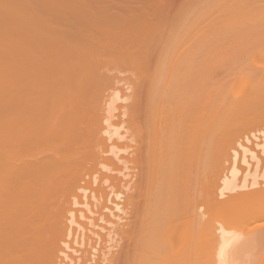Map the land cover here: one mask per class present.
Segmentation results:
<instances>
[{
  "label": "bare ground",
  "instance_id": "1",
  "mask_svg": "<svg viewBox=\"0 0 264 264\" xmlns=\"http://www.w3.org/2000/svg\"><path fill=\"white\" fill-rule=\"evenodd\" d=\"M178 1H0V264H264V9Z\"/></svg>",
  "mask_w": 264,
  "mask_h": 264
},
{
  "label": "rangeland",
  "instance_id": "2",
  "mask_svg": "<svg viewBox=\"0 0 264 264\" xmlns=\"http://www.w3.org/2000/svg\"><path fill=\"white\" fill-rule=\"evenodd\" d=\"M0 1H1V0H0ZM194 1H195V2H192V0H189V1H188V0H180V1H178L179 3H177V4H178V6L181 7V8H179L178 6H177V7L180 9L179 11H181V10H183L185 7L188 9V6H189L190 3H191V6H192V7H189V9L191 8V10H189V11H193V10H194V9H193L194 6H195V8L198 6V8H196V9H197L196 12H198L200 9H201V11H202V7H203L204 4H201V3H204V2H205V4H206L207 2L209 3V2H211V1H213V0H207V2H206V1L202 2V0H194ZM198 1L200 2L199 4L197 3ZM2 2H3V1H2ZM2 2H1V3H2ZM189 2H190V3H189ZM216 2H217V0H216ZM219 2H221V5L223 4V3H222V0H219ZM219 2H218V4H216V6H217V5H220ZM223 2H224V0H223ZM263 2H264V0H261V2H260L259 4L262 3L261 5H262V7H263V9H264V3H263ZM3 3H4V2H3ZM183 3H185V4H183ZM33 4H34V2H33ZM186 4H187L188 6H187ZM193 4H194V5H193ZM196 4H197V5H196ZM184 5H185V6H184ZM221 5L219 6L220 8H221L224 4H223L222 6H221ZM30 6H31L30 9H31V8L33 7V5L31 4ZM183 6H184V7H183ZM201 6H202V7H201ZM212 6H213V8H211V10L214 9V5H212ZM199 7H200V8H199ZM262 7H261V8L259 7L258 9H262ZM220 8L214 9L215 11H217V12H215V13H218V12H219V14H222V16H223V13H221L222 10H221ZM222 8H223V11H224V9H226V7H224V6H223ZM205 9H206V8H203L204 11H205ZM207 9H208V8H207ZM207 9H206V10H207ZM258 9H257V10H258ZM209 10H210V8H209L206 12H209V13H210ZM214 10H212L213 13H214ZM220 10H221V11H220ZM231 10H232V8H230V9L227 8V12L229 11V13H227V14H230V13H231ZM33 11H34V9H33ZM177 11H178V10H177ZM201 11H200V12H201ZM235 11H236V10H235ZM261 11H262V12H261ZM202 12H203V11H202ZM236 12H237V11H236ZM236 12H235V14H236ZM259 12H261V13H259ZM211 13H212V12H211ZM213 13H212V14H213ZM215 13L213 14V17H212V14H210L211 17H212V19L216 16ZM35 14H36V13L34 12V15H35ZM193 14H194V13H193ZM219 14H218V15H219ZM224 14H226V13H224ZM232 14H234V12H233ZM256 14H257V11H256ZM260 14H262V15H260ZM32 15H33V12L31 13V17H30V21H31V22H32V21H35V20H34L35 17H33ZM258 15H260V17H261V16L264 17V16H263V15H264V10H258ZM16 16H17V15H16ZM35 16H36V15H35ZM224 16H225V15H224ZM4 17H6V18L8 19L7 16L4 15L3 18H4ZM17 18H19V17L17 16ZM207 18H209V17H207ZM257 18H258V17H257ZM7 19H6V20H7ZM10 19H11V18H10ZM10 19H9V20H10ZM204 19H206V16L203 18V22L206 21V26H207V23L210 22V21H208V20H211V19H210V18H209L208 20H207V19L204 20ZM6 20L4 19V20H2V21H4V23H5ZM9 20H7V21L9 22ZM11 20H12V19H11ZM11 20H10V21H11ZM13 20H14V19H13ZM13 20H12V21H13ZM223 20H224V19H223ZM223 20H221V21H223ZM7 21H6V22H7ZM12 21H11V22H12ZM17 21H18V20H16V22H17ZM207 21H208V22H207ZM214 21H215V20H213V22H214ZM216 21H217V20H216ZM221 21L218 19V21H217L218 23H217V22L215 23V24H218V25H215V28H222V27H223L222 30H223L224 32H226L227 30H225V28H224V26H225V27L228 26V25H226V20H225V22L223 21V22H224V23H223L224 26L222 25V23H220ZM228 21H229V20H228ZM8 22H7V23H8ZM11 22H9V23H11ZM201 22H202V20H201ZM213 22H212V20H211V23H213ZM236 22H237V21H236ZM261 22H263V21H261ZM261 22H258L257 28H253V29H256V30H257V29H258V26H259V23H260L262 26L260 25L259 29L263 27V29H260V31L264 32V23H261ZM4 23L1 22L0 24H3V26H4V28H5L6 25H4ZM7 23H5V24H7ZM14 23H15V22H14ZM34 23H35V22H34ZM38 23H39V22H38ZM38 23L36 22V24H38ZM211 23H208V24L210 25ZM219 23H220L221 25H220ZM228 23H229V22H228ZM228 23H227V24H228ZM232 23H234V25H233ZM12 24H13V23H12ZM15 24H16V23H15ZM18 24H19V23L17 22V26H18V27L16 26V28H18V30H19V29H21V28H20V25H18ZM230 24H232V25H231L232 27L230 28V27H229L230 25H229L227 28H228V30H231V29H232V30L234 31V32H233V31L231 30L232 33L240 32V31L242 30V29H240V28H242L243 26L241 27V26H238V25H241V24L243 25V22L239 21V23H235V22L230 21ZM245 24H246V23H245ZM245 24H244V25H245ZM10 25H11V24H10ZM42 25L45 26L43 23H42ZM201 25H203V26L205 27L204 23H201ZM219 25H220V26H219ZM235 25H237L238 28H239L240 30H238V28H237L238 31L235 30L236 27H234L235 29L233 28V26H235ZM0 26H1V25H0ZM3 26H2V27H3ZM36 26H37V25L34 26V24H33V27H36ZM38 26H40V25L38 24ZM211 27L213 28L212 24H211V26H210L209 28H211ZM245 27L247 28V25L244 26V28H245ZM248 27L250 28V26H248ZM4 28H2V30H4ZM36 28H37V27H36ZM36 28H35V29H36ZM38 28H39V27H38ZM40 28H42V27H40ZM44 28H45V27H44ZM201 28H202V27H201ZM227 28H226V29H227ZM246 28H245V29H246ZM0 29H1V27H0ZM203 29H205V28H202V31L208 30V28H206L205 30H203ZM16 30H17V29H16ZM243 30H244V29H243ZM243 30H242L241 32H243ZM246 30H247V29H246ZM0 31H1V30H0ZM231 31H230V32H231ZM244 31H245V30H244ZM230 32H228V33H230ZM230 34H231V33H230ZM225 36H227V35H225ZM222 37H224V36H222ZM213 41H214V43H215V42H217L218 40H216V41L213 40ZM256 43H257V42H256ZM256 43H252V44L249 46V47L252 46L251 49H250V51L252 50L253 47H256ZM261 43H262V47H263V49H264V46H263L264 42L262 41V42H260V44H261ZM216 44H218V43H215L214 45L216 46ZM204 46H206V45H204ZM207 46H208V45H207ZM247 46H248V45H247ZM259 46H260V45H258V43H257V48H260ZM261 49H262V48H261ZM263 51H264V50H263ZM260 53L263 54V52H260ZM241 56H244V55H241ZM244 57H246V59H247L248 56L245 55ZM244 57H243V58H244ZM262 57H263V56H262ZM238 59H240L239 56H238ZM241 59H242V57H241ZM241 59H240V60H241ZM259 60H260V59H259ZM263 60H264V57H263ZM261 61H262V60H261ZM1 66H2V64L0 63V69H1ZM2 70H3V66H2ZM0 72H1V70H0ZM1 73H2V72H1ZM120 103H121V102L119 101L118 104H120ZM121 104H122V103H121ZM116 113H117V111H116ZM115 121H117V119H116ZM81 219H83V218H81ZM81 219H80V220H81ZM84 220L86 221V219H84ZM84 220H83V221H84ZM89 228H93V226L91 227V225H89ZM87 231H88V230H87ZM87 233H89V231H88ZM74 247H76V248H77V247H78V248H82V247H79V246H77V245H75Z\"/></svg>",
  "mask_w": 264,
  "mask_h": 264
}]
</instances>
